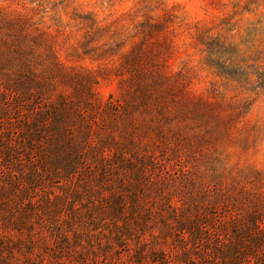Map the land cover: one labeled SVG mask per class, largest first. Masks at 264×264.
<instances>
[{
  "label": "rangeland",
  "instance_id": "1",
  "mask_svg": "<svg viewBox=\"0 0 264 264\" xmlns=\"http://www.w3.org/2000/svg\"><path fill=\"white\" fill-rule=\"evenodd\" d=\"M2 17L26 54L0 49V264H263L264 0H0ZM60 100L69 172L52 115L35 143L24 129Z\"/></svg>",
  "mask_w": 264,
  "mask_h": 264
},
{
  "label": "trees",
  "instance_id": "2",
  "mask_svg": "<svg viewBox=\"0 0 264 264\" xmlns=\"http://www.w3.org/2000/svg\"><path fill=\"white\" fill-rule=\"evenodd\" d=\"M0 25H1L0 26V49L2 46L4 48H8L9 44L7 41L11 39V41H13L14 43L10 47L9 51H11L14 48L16 49V52H15L16 55L21 56L22 54H26V51L23 48V45L26 44V40L23 34L17 33L16 31L17 24L14 25V21L10 18L2 17L0 18ZM4 28H6L5 29L6 31L3 32ZM3 33H5L6 36ZM13 60L14 59H12V63H11L12 65H13ZM67 109H68L67 105L62 100H60L58 104L49 105L47 110L41 111L40 113H36V116L34 117L35 119L30 123L29 126H25L24 129L27 132H30L33 134L32 138H36L35 141L33 142L35 143L39 138L46 135L47 128H49L48 118H49V115H52L54 119V122L52 123V128L55 131L54 134L58 141V143H56V147L54 148V150L56 149L57 154H62L65 157L61 161L60 159H58L59 161L57 162V166H62L64 170L69 172V171L75 170L76 165L79 163L78 154L81 150L82 142L79 141V144L76 145L77 139H74L73 137H69L67 133L68 132V129H67L68 114H66L65 112V110L67 111ZM89 133L90 131H88L86 127L83 135L86 136V134H89ZM33 143H30V144L32 145ZM47 164H48V161H47ZM53 166H56V165H53ZM239 228H242V227L239 226ZM188 229L191 231L190 227H188ZM243 230L244 228L241 231ZM235 234H237V236L239 235V233H235ZM255 242L256 241H254V243ZM241 260L243 261V259ZM241 260L236 259L235 255H233L231 264H242ZM262 262L264 264V260ZM245 264L247 263L245 262Z\"/></svg>",
  "mask_w": 264,
  "mask_h": 264
}]
</instances>
